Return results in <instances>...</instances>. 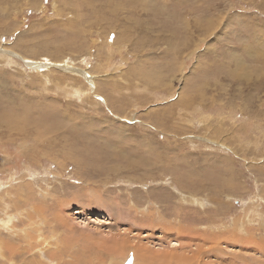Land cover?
I'll return each mask as SVG.
<instances>
[{
	"label": "rangeland",
	"instance_id": "374dc122",
	"mask_svg": "<svg viewBox=\"0 0 264 264\" xmlns=\"http://www.w3.org/2000/svg\"><path fill=\"white\" fill-rule=\"evenodd\" d=\"M0 264H264V0H0Z\"/></svg>",
	"mask_w": 264,
	"mask_h": 264
},
{
	"label": "bare ground",
	"instance_id": "6f19581e",
	"mask_svg": "<svg viewBox=\"0 0 264 264\" xmlns=\"http://www.w3.org/2000/svg\"><path fill=\"white\" fill-rule=\"evenodd\" d=\"M64 127V126H63ZM40 132V131H39ZM176 244H178L177 242L176 243H173V245L175 246Z\"/></svg>",
	"mask_w": 264,
	"mask_h": 264
}]
</instances>
